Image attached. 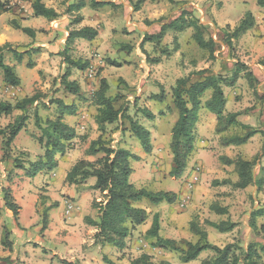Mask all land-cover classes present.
I'll list each match as a JSON object with an SVG mask.
<instances>
[{
  "label": "rangeland",
  "instance_id": "374dc122",
  "mask_svg": "<svg viewBox=\"0 0 264 264\" xmlns=\"http://www.w3.org/2000/svg\"><path fill=\"white\" fill-rule=\"evenodd\" d=\"M68 1L69 0H56L61 14L65 12L67 8L66 3ZM230 1L236 3L238 10H246L248 8L238 3L239 0ZM118 3H120V1ZM106 7L111 8L112 5L109 4L106 5ZM184 10L189 13L192 18L195 16V18L198 19L197 16H200V14L197 15L195 11L189 7H186ZM84 12L89 13L93 11L92 8H86ZM9 13L8 11L3 12L0 16V22L3 21ZM76 15L77 13L70 15L72 16L70 20H73V17ZM39 18L42 19L43 17H38L36 19ZM161 20V18L154 20L145 19L141 27L148 32L152 29L159 30L156 24H159ZM127 22L126 26V20L122 17L120 12L102 22L100 33L104 41H109L111 50L102 47L103 43L98 47L88 44L81 45L73 43L69 45V48L65 51H61L58 54V58H54L52 54L44 56V59L40 62L44 69L38 70L35 69L34 66L31 73L26 66L27 60L34 62L39 56L41 57V52L32 54L30 58L25 55V60L21 67L18 64L15 65V72L21 79H23V73H31V76L28 77L29 83L31 77L35 78L33 82L31 81V83L22 90V92H19L18 96L22 98L37 93L41 98L38 100L36 108L32 107L27 109L28 117L25 122V127L17 134L14 142L11 144L12 156H17L20 161L24 162L23 165L27 168L30 162L37 159L39 153H41V155L43 154V148L37 142V137L40 136L41 132L35 124L34 113L37 111L43 120L46 118H55L61 111H65L55 103L57 100H60L65 105L72 106L74 112L72 114L65 113L64 120L72 125L70 127L75 130L76 137L70 142L63 155H56L57 167L50 170H42L32 178L26 176L25 169L15 168L12 159L0 162V242L5 228V230L9 232V240L15 246V251H13L11 255L0 256V264H20V262L17 261L19 257L16 251L26 239L30 241L29 246L36 249V254L44 256L39 262L41 264H49L51 260L53 264H57L59 262L58 256H55L53 251L56 249V251L62 252L64 249L62 242L48 239L42 234L40 235L37 230H33V227L27 230V232L24 230L22 234L15 232V229L21 232L18 227L19 223L12 217V212L6 210L7 208L4 206L2 189H8L10 195L11 192L17 191L23 200L27 195H37L35 207L39 210L38 215L41 228L45 221V227L47 226V211L49 209L50 216L57 215L64 217V199L70 203H78L75 205L76 208L78 207L79 209L72 210L69 219L73 220L85 214L92 218H96L97 213L96 210L92 209L91 202L94 199L100 200L102 195L91 187L94 178L90 177L80 184H70L66 181L65 176L70 167L77 160L87 159L93 161L100 156V154L87 156L85 155V150L90 140L95 139L99 135L94 121L97 106L94 103L93 95L99 86V80L101 78H105L108 83L106 95L117 96L115 106L122 110L121 117L114 123L106 126L103 137L110 146L115 148H126L133 154L139 156L138 160H130V165L133 169L129 178L130 182L137 188H145L149 191H171L174 192L178 198L182 194L188 197L186 199H180V201H177L176 197V201L173 203L161 202L153 204L147 200L137 203L138 206L144 208L146 212H148V217L155 211H157L160 216L162 215L163 231L165 228L174 227V230H176L178 234L174 239L176 241L186 239L192 241L194 239V235L189 230V222L191 220L196 221L199 226L207 231L208 241L218 246H223L228 242H233V240L240 241L241 244L245 246L248 241L254 238L255 234L248 226L247 216L248 211L250 213L253 209L264 207V179L258 190L255 186L236 189L230 184L220 183V181L225 178L230 180L235 173L231 165L224 164L223 161L220 160V156H227L232 159L242 157L249 160L260 154L259 160L256 161L254 166V171L256 173L261 157L264 155L262 151L263 136L260 133V130H262L260 128H264V93L261 96L254 93L249 87L248 80L243 77V73L238 75L233 86L224 84L222 86L226 99L225 112H238L236 119L258 130L257 133L252 136V139L257 138L250 142L248 140L245 144L239 146H223L221 144V137L243 134L245 130L237 126H229L222 133H215L214 128L212 130V121L209 116L204 117L203 115L208 112V110L204 108L205 110H201L203 122L196 130L195 149L189 158L184 173L178 178L171 177L168 173L171 166V151L169 147L170 130L178 117L171 92L176 79L184 77L190 72L209 68L213 73H220L229 80L232 76L234 70L233 66L236 60L242 59L249 62V51L244 49L243 46L239 48L238 44H234L233 42H231V48H228L222 34L219 33L221 30L216 32L214 27L209 26V30L205 33L207 34L206 37L211 38L215 42L214 57H210L207 50L198 47L195 43L192 37L193 30L191 27L185 28L182 31L168 29L169 31L167 30L168 32H166L165 38H163L160 43L153 42L152 44L151 42H146V47H148L146 50L150 51V53L145 56L147 63H152L150 61L151 58H159V60H162V66L159 67L160 69L148 72L143 64L141 55L138 54L139 49H136L138 46L136 43L137 39L142 34H146V32L142 33L141 31H136L133 27L135 25L129 17H127ZM49 24L50 22H37L36 24L44 40L49 39V30L45 29ZM110 24L114 26H109ZM126 27L133 31L128 32ZM254 32H257V29H255ZM9 36L19 37L20 41L25 44L32 40V36H29L21 30H14L13 28ZM176 44L178 47H175ZM20 45L22 46L10 44V47L13 50L19 47L17 51L22 52L25 50V46H23V44ZM12 46H14V48H12ZM150 47L154 48V50L151 51ZM165 48L168 49L167 54L163 53V49ZM179 49H181V51H179ZM94 54H99L101 56L100 58L104 61L103 66H97L96 69L93 70V73H91L93 75L92 78L90 75H84V73L79 74V68H75L73 76L76 78L75 76L77 75L76 80H83V85L79 84V91L76 94L67 91L61 83V77L67 70V67H71L68 60L76 61L80 64L87 63V66L89 64L88 56ZM5 55L14 58L10 51H6ZM66 57L69 59L67 60ZM107 60H112L119 65H110ZM259 63L263 68L260 69L261 73L258 76L260 80H264V63ZM34 64L36 65L37 62H34ZM45 69L46 71H44ZM165 69H167L166 73ZM257 84L255 89H257ZM161 90H163V98L161 100L154 99L152 97V92L159 94ZM210 94V90L206 91L202 96V100L207 99ZM141 95L143 97H141ZM0 99L14 102L19 98H8L7 94L0 88ZM168 108L171 109L170 113L160 115L161 111H165ZM147 111L153 114L152 118L146 117L145 112ZM18 112L21 114L20 111ZM126 116H129L132 120L149 131L152 146L150 153L147 154L143 151L139 140L130 130V121ZM15 117H17V115H0V128L6 126L7 123H11V121L13 122ZM28 125L29 128L27 129ZM19 145L24 149H19ZM196 148L198 150H196ZM2 154V136H0V158ZM197 166L199 169H196ZM15 169L20 171L21 178L16 180V188L11 189V183H15ZM259 176L260 175H258L257 178ZM215 181L218 183H215ZM185 188H187L186 192ZM73 193L76 195L78 194L77 197H72ZM48 202L49 206H46L45 203ZM212 204L226 206L228 214L223 215V218L235 220L237 226L233 231L220 233L207 223V221L221 220L215 212L211 210ZM71 206L74 207L73 204ZM28 212L29 210L23 206L19 214L21 222L26 220L25 215ZM7 213L8 215H6ZM83 223L87 226H91L84 221V217ZM261 224H264V217L257 219V225L259 226ZM143 225L144 224L140 225L139 229H144L145 225L144 227ZM44 229H41V231ZM136 231L132 230L131 235L127 238V245L123 251L112 248L105 255H109L115 262L128 263L129 260L140 253L137 249L132 247V236H137ZM95 232L96 229L94 228V233H92L93 241ZM162 234L163 232L160 229L159 235L161 236ZM138 237L144 239L146 243H148V241L151 242V239L143 235L142 231L139 232ZM3 248L4 247L0 243V251ZM143 249V246L140 247V250H142L141 252H143ZM166 252L170 254V258L173 262L177 260L174 264H199V260L205 257L207 250L202 251L197 259L189 262H181L178 258V254L175 252ZM164 255L165 253H163L162 250L155 249L150 255L151 261L157 263ZM75 261L78 262V260Z\"/></svg>",
  "mask_w": 264,
  "mask_h": 264
},
{
  "label": "trees",
  "instance_id": "16d2710c",
  "mask_svg": "<svg viewBox=\"0 0 264 264\" xmlns=\"http://www.w3.org/2000/svg\"><path fill=\"white\" fill-rule=\"evenodd\" d=\"M173 3L174 0H168ZM121 2V1H120ZM110 4L109 1L93 2L92 6H100ZM84 5L82 0L71 3L67 6L65 12L69 15L77 13ZM133 10H136V4L132 5ZM33 16H42L51 21L56 19L59 14L50 7H46L41 0L32 1ZM11 9L7 0H0V15ZM82 17L77 14L71 20V24L80 23ZM10 24L13 28L19 29L29 36L34 35V30L21 26L16 20H11ZM252 25L250 14L247 12L240 24L234 28L232 33L225 32L223 39L228 48H231L232 38L245 32ZM191 27L193 30L192 37L198 47L208 51L210 57H214L215 42L206 37L205 34L209 30V26L202 24L195 17L192 18L189 13L182 10L177 18L169 23L160 25V30L155 34H145L142 42L155 41L160 43L168 29L174 31H182L185 28ZM97 28L84 26L80 29H72L68 32L66 41H72L75 38L93 40L97 36ZM175 47H178L177 44ZM177 49V48H176ZM10 51L17 62H21L26 55L31 57L32 54L41 52L40 47H32L24 52L13 50L9 43L0 45V73L2 82L11 87L20 85V78L14 71V68L4 61L5 52ZM163 53L167 54L168 49H163ZM68 60L69 58L66 57ZM152 63H158L159 58H151ZM110 65H119L115 62L107 60ZM71 66L84 69L87 63L80 64L79 62L68 60ZM35 64L31 60H27L26 66L31 68ZM234 70L232 76L228 78L220 73H213L209 68L190 72L184 77L177 78L175 85L172 87V98L174 107L178 113V117L171 126L170 130V151H171V166L169 175L174 178L180 177L188 164L189 158L195 149L196 139V122L198 120L199 111L202 108L207 109L216 117L215 133L220 134L229 126H237L245 130L243 134L221 137L223 146L243 145L245 144L258 130L251 126L239 122L236 117L238 112H225L226 99L223 92L224 85H234L238 75L243 73V77L248 80L249 87L256 93L255 86L258 79L249 70V67L236 60L234 62ZM70 69L67 70L61 77V83L64 88L76 94L79 91V85L75 81L69 80ZM108 83L105 78L99 80V86L93 95L94 103L97 106V112L94 116L96 128L99 135L90 140L85 155L95 156L100 154L95 160L79 159L68 170L65 179L70 184H80L88 178L95 179L92 188L98 191L102 198L94 199L91 202L92 209L96 210V218L89 215L84 216V221L96 229L94 234L95 244L101 247L105 245L113 246L119 250L126 247L127 238L137 226L142 225L148 218V212L137 203L147 200L150 203L158 204L161 202L173 203L176 201V194L171 191H149L145 188H137L129 178L133 171L130 160H138L139 156L133 154L128 149L123 147H112L103 135L106 131V126L117 121L121 117L122 110L115 106L117 96L106 95ZM210 90V96L202 100V96L206 91ZM154 99L161 100L163 98V90L159 94L152 96ZM41 96L37 93L31 96H25L15 100L13 103L6 100H0V114L9 115L13 110L17 109L21 112L13 122L0 128V136H2V151L1 161L12 159L15 168L25 169L27 177H34L42 170H50L57 167L56 155H63L68 148L70 142L76 137L75 130L64 122V114H72L74 112L71 105H65L60 100L55 103L62 107L65 111H61L53 119H42L38 112L35 111V124L40 129V136L37 137V142L43 148V154L37 156V159L30 162L25 168L24 162L20 161L17 156L11 154V144L17 134L25 127L27 120V109L36 108L38 100ZM67 111V112H66ZM171 109L161 111L160 115L170 113ZM147 118H152L153 114L145 112ZM126 118L130 121V130L133 135L139 140L143 151L150 153L152 146L150 141L149 131L132 120L129 116ZM263 136L262 151L264 153V131L260 130ZM260 154L252 159H244L236 157L234 159L227 156H220V160L224 164L231 165L234 172L237 174V180L232 182L225 178L220 181L223 184H230L233 188L244 189L247 186H255L260 189L261 182L255 178L254 166L259 159ZM215 183H218L215 181ZM3 202L5 208L12 212V217L17 222L18 206L13 202L12 196L8 189H2ZM211 210L217 214H228V209L219 205H211ZM264 217V207L253 209L249 215L248 226L254 232V238L248 241L245 246L240 241L228 242L223 246H218L211 243L207 239L206 231L197 224L196 221L189 222V229L198 239L195 242L188 240H179L163 238L159 235L160 220L159 214L155 212L152 215L151 224L145 231V236L151 239V245L165 251H171L178 254L181 262H189L198 258L202 251H210L212 254L203 258L200 264H264V224L257 225V218ZM46 222V221H45ZM41 229L45 228L46 223ZM207 223L218 230L219 232H229L236 226V222L223 220L218 222L207 221ZM9 232L3 230L1 244L4 248L11 251L12 242L8 237ZM103 261L106 264H170L167 260L162 259L157 263L151 261V256L142 252L138 257L128 261V263L115 262L103 254ZM67 264H78V262H66Z\"/></svg>",
  "mask_w": 264,
  "mask_h": 264
},
{
  "label": "crops",
  "instance_id": "0c3cea01",
  "mask_svg": "<svg viewBox=\"0 0 264 264\" xmlns=\"http://www.w3.org/2000/svg\"><path fill=\"white\" fill-rule=\"evenodd\" d=\"M7 1L10 4L11 9L8 11V12H10L9 15L3 21L0 22V45H3L5 43H9V44H15L17 46H22L20 44H23V46H25V50L32 48V47H40L41 48V57L39 56V58L34 61V62H37V64L34 66H35V69H38V70L44 69V68H42L43 66L40 63L44 59V56H49L50 54H52V56L54 58H58L59 57L58 54L61 51H65L66 49H68L69 45H71L73 43H75V44L78 43L81 45L88 44V45L95 46V47H98L100 44L103 43L102 47H104L107 50H111V45H110L109 41H107V40L104 41L102 36H101L102 35L100 33V30L102 27L101 24L103 21L110 19L113 15L117 14L118 12H120L122 17L126 20V26L128 23L127 17H129V19L135 25L133 27L136 31L138 30L139 32L141 31L142 33L146 32V34H155L160 30L161 24L171 22L172 20H174L175 18H177L179 16V14L181 13L182 10H184L186 7H189L190 9L194 10L197 15L200 14V16H197L200 23L214 27V30L216 32L218 30H221L219 33H221L222 36L225 32L232 33L234 28L240 24L241 20L245 16V14L247 12H249L250 21L252 22V25L245 32L239 34L235 38H232L231 42H233L234 44H238L239 48L241 46H243L244 49H247V51H249V62L247 60H242V59L240 61L244 62L249 67V70L258 79L257 89H255L256 94L261 96L264 93V80H260V78L258 76L261 73L260 69L263 68L259 62L264 63V0H239L238 3L248 7L246 10L245 9L244 10L243 9L238 10L237 9L238 6L236 5V3L234 1H230V0H174L173 3L169 2L168 0H153V1L152 0H121V2H120L121 4L118 2H113L111 0H82L84 2V5L77 12V14H79L82 17V20L80 21V23H74V24H71L70 17H72V16H70L66 12H64L63 14L60 13V9L58 8L56 0H41L42 3L46 7L53 8L59 14V16L56 19L51 20V21L47 20L44 17L42 19H40V18L36 19V18L42 17V16H37V17L33 16V8H32V1L33 0H7ZM77 1H79V0H69L66 3V5L68 6L69 4L77 2ZM102 1H109L110 4L112 5V7L109 8V7H106V5H100V6H94V7L92 6L93 2H102ZM134 4H136V6H137L136 10H133L132 5H134ZM107 5H109V4H107ZM86 8H92L93 12L85 13L84 10ZM103 9L105 12L103 11ZM111 9H113L114 11ZM157 18L162 19L159 22V24H156V26L159 28V30H153L152 29L150 31L151 32L150 33L141 27L142 22L145 19L154 20ZM0 19H1V17H0ZM11 20H16L21 26L29 27V28L34 30V35L31 37L32 40L30 42L25 44L24 42L20 41L19 37L9 36V33H10L11 29L13 28L10 24ZM37 22H42V23L50 22V24L45 28V29L49 30V33H48L49 39L48 40H44L42 38L41 33L38 31L39 27L36 25ZM52 22L55 24H53ZM84 26H90V27L97 28L98 33H97V36L93 40L75 38L70 42L66 41L67 36H68V32L70 30L80 29ZM109 26H114V25L110 24ZM13 29L15 30V28H13ZM126 29L128 32L133 31L127 27H126ZM255 29H257L258 33L254 32ZM144 35L145 34H142L137 39L136 43L138 46L136 49H139L138 54L141 55V59L143 61V64L147 68L148 72L158 70V69H160L159 67L162 66V60H159L158 63H150V64H149V62L147 63V61H146L145 56H147L146 54L150 53V51L146 50L148 48V47H146V42H151V41L142 42ZM163 38H165V36ZM153 42H155V41H153ZM153 42H151V43L153 44ZM12 48H14V46H12ZM17 49H19V47ZM153 50H154V48H151V51H153ZM24 51H22V52H24ZM179 51H181V49H179ZM94 53H97V52H94ZM100 57L101 56L99 54H94V55L88 56L89 64L84 69H80L79 67H76V66H73V67L71 66L72 68L71 67L69 68L70 74H72V75H70L71 77L69 76L71 81H75L78 85L79 84L81 85L83 83L82 82L83 80H81V79L76 80L77 75L75 76L76 78H74L73 72H74L75 68H77V69L79 68L78 69L79 74L84 73V75H86V76L90 75V77L92 78L93 75L91 73H93V70L96 69L97 66H103L104 61ZM24 60L25 59L23 58V60L21 62H17L11 56H8V55L4 56L5 63L12 66L14 68V71H15V65L18 64L21 67V65L24 63ZM112 62H114V61H112ZM34 66L31 68L28 67L30 72H31V70L34 69ZM90 68H91V71H90ZM44 71H46V69ZM89 72H91V73L89 74ZM166 72H167V69H165V73ZM31 73H29V74L23 73V79H21L18 76L20 78V85L16 88L5 85L2 82V75L0 73V88H1V90H3L7 94L8 98H19V99H21L20 96H18L19 92L20 91L22 92V90L24 88H26L31 83V81L33 82L35 80L34 77H31V81L29 83L28 77L31 76ZM252 91L254 92L253 89H252ZM152 93H153V96L156 95L155 92H152ZM141 97H143V96L141 95ZM11 103H13V102H11ZM201 110H205V109L202 108ZM201 110L199 111V114H198V120H197L196 126H195L196 130L198 129V127L203 122L202 121L203 118L201 117L202 116ZM18 111L19 110L15 109L12 111L11 114H9L7 116H10V115H13V116L17 115L18 116V115H20ZM0 115L3 116V114H0ZM203 115H204V117L209 116V118L212 121V130H213V128H215V126H216L215 115L213 113H211L210 111H208L207 113H204ZM64 122L67 123L69 126H72L71 124H69L65 120H64ZM28 128H29V125H28L27 129ZM260 129L264 130L263 127H261ZM256 138L252 139V137H251L249 139V142L256 139ZM13 142H14V140H13ZM197 148H196V150H198ZM19 149L23 150L24 148L22 146H20ZM38 155H41V153H39ZM14 174L16 175L17 179L15 177V183H13V184L11 183V186H10L11 189L16 188V185H17L16 180H18V178H21L20 177V171L18 169L14 170ZM254 174H255V178L259 179L260 182L262 183V180L264 179V176H263L264 175V155L261 157V161L258 164L257 172L255 173V171H254ZM258 175H260V176L257 178ZM91 178H93V177H91ZM230 180L232 182L236 181L237 180V174L234 173ZM94 181H95V179H94ZM13 182H14V180H13ZM93 183L94 182H92V184ZM186 191H187V188H185V192ZM77 195L75 193H73L72 197H74V196L77 197ZM11 196H12L13 202L15 204H17V206L19 207L18 208L17 223H19L18 227H19V230L21 232L17 231L16 229H15V232H17L18 234H22L24 230L27 232V230H29L33 227V230H37L40 235L42 234L43 236L47 237L48 239L57 240V241L62 242L63 247H64L63 251L59 252V251H56V249H55V251H53V254L55 256L56 255L58 256L59 262L57 264H67L66 262H74L75 260H78V264H106L103 261L102 254H107L108 251H110V249H112V248L116 249L115 247L109 246V245H105V246L101 247L98 244H94V241L92 238V235H93L92 233H94V228L91 226H87L83 223V217L86 214L83 216H78L77 218H74L73 220L69 219L71 211L79 209L78 207L76 208V205L78 204L77 202L70 203L64 199V202H65L64 217L63 216L62 217L57 216V215L50 216V214H49L50 209H49L47 211V226L45 227V229L43 231H41V225L39 224V215H38L39 210L35 207L38 196L37 195H27L25 197V199L23 200L22 197L17 193V191L11 192ZM186 198H188V197H186V195L182 194L179 198L177 197V201H180V199L182 200V199H186ZM53 201H54V199H53ZM72 204L74 205V207L69 208ZM45 205L49 206V202L45 203ZM23 206L26 207L29 210V212L25 215L26 220L24 222H21L19 214H20L21 210L23 209ZM223 207H226V206H223ZM6 210H9V209H6ZM155 212H157V211H155ZM215 214L218 216L219 219H221L219 221L227 220V219L223 218V215H226V214H221V215L217 214V213H215ZM6 215H8V213ZM152 215L150 217H148L147 220L145 221V223H144L145 228L144 229H142V228L139 229V226H140L139 225L133 230V231L137 230L136 231L137 236H135V235L132 236V238H133V246L132 247L137 249L140 252L139 254L135 255L134 258L138 257L142 253L141 252L142 250H140V247H142V246L144 247L143 252H146L149 255H151V253H153V250H155V249L162 250V249L155 248V247L151 246L150 245L151 242L148 241V243H146V242H144V239L138 237V234L140 231H142L143 235H145V231L148 229V227L151 224ZM249 215H250V213L248 211V216H247L248 221H249ZM258 218H260V217H258ZM159 220H160V229L163 232L161 237L169 238V239H175L178 236V234H177V231L174 230V227L165 228V230L163 231V226H162L163 216L162 215L161 216L159 215ZM230 221L235 222V220H230ZM213 222H218V221H213ZM144 225H143V227H144ZM236 226H237V223H236ZM235 227L233 228V230L235 229ZM233 230H231V231H233ZM231 231H229V232H231ZM206 233H207V231H206ZM220 233H227V232H220ZM192 234L194 235V239L192 241L191 240H188V241L195 242L198 239V237L194 233H192ZM29 244H30V241H28L27 239L21 243L20 248L16 251V253L19 257L17 261H19L20 264H41L39 262L43 259L44 256H42L40 254H36L35 253L36 249L31 248L29 246ZM126 245H127V243H126ZM14 247H15L14 244H12L11 251H9L6 248L1 249L0 256L1 257L7 256L8 254L11 255V253L13 251H15ZM117 250L123 251L124 249H121V250L117 249ZM162 251H163V253H165V255L162 256L161 260L165 259L168 262H170V264L176 263L177 260L175 262H173V260L170 258L169 253H167L165 250H162ZM211 254L212 253L210 251H207V253L205 254V257L210 256ZM107 257L109 259L113 260L109 255ZM202 259L203 258H201V260ZM201 260H199V264H200ZM49 264H53V261L51 260Z\"/></svg>",
  "mask_w": 264,
  "mask_h": 264
},
{
  "label": "built area",
  "instance_id": "2783aa9c",
  "mask_svg": "<svg viewBox=\"0 0 264 264\" xmlns=\"http://www.w3.org/2000/svg\"><path fill=\"white\" fill-rule=\"evenodd\" d=\"M112 1H114V2H119V1H121V0H112ZM90 71H91V68H90ZM90 73H91V72H89V74H90ZM196 169H199V167L197 166ZM69 208H72V206H70Z\"/></svg>",
  "mask_w": 264,
  "mask_h": 264
}]
</instances>
